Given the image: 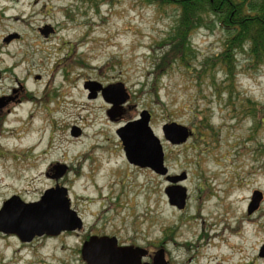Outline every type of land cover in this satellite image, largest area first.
<instances>
[{"label":"rangeland","instance_id":"374dc122","mask_svg":"<svg viewBox=\"0 0 264 264\" xmlns=\"http://www.w3.org/2000/svg\"><path fill=\"white\" fill-rule=\"evenodd\" d=\"M98 1L0 0V210L14 196L37 203L60 186L86 234L164 249L168 264H264V125L256 126L264 120V65L239 54L231 88L220 67L207 65L226 39L210 19L191 39L190 67L161 75L169 49L161 45L179 12L145 0ZM90 81L125 86L123 117L112 121L101 95L89 99ZM143 111L170 175H187L183 210L170 205L166 177L126 158L117 131ZM173 122L193 132L182 146L163 137ZM57 166L67 167L60 179ZM255 192L263 200L249 215ZM81 238L22 244L0 234V264H85Z\"/></svg>","mask_w":264,"mask_h":264},{"label":"water","instance_id":"95a60500","mask_svg":"<svg viewBox=\"0 0 264 264\" xmlns=\"http://www.w3.org/2000/svg\"><path fill=\"white\" fill-rule=\"evenodd\" d=\"M43 35L49 34L42 31ZM14 37H9V42ZM1 79V74H0ZM90 91L89 99H96L101 94L104 101L112 105L108 115L112 121H118L130 96L122 83L103 87L100 83L90 81L85 84ZM4 99H0V108ZM152 115L143 111L139 118L127 122L117 131L121 139L126 158L131 165L147 168L156 175L166 177L172 184L166 189L170 205L183 210L186 207L187 191L180 184L187 179L186 174L171 176L165 164V151L161 139L151 127ZM163 137L173 146L186 144L193 132L178 123H169L162 128ZM76 133L74 132V135ZM55 179L63 177L66 166L55 167ZM263 200L261 192H255L249 205L248 213H255ZM83 227V221L77 212L71 209L67 190L60 186L45 192L40 202L26 204L17 196L6 201L0 210V232L16 235L23 242H31L35 237L44 235L55 237L62 232H73ZM148 250L135 246H119L116 237L94 236L84 245L82 258L86 264H151L144 262ZM260 257L264 258V247ZM152 264H168L164 249L155 253Z\"/></svg>","mask_w":264,"mask_h":264},{"label":"trees","instance_id":"16d2710c","mask_svg":"<svg viewBox=\"0 0 264 264\" xmlns=\"http://www.w3.org/2000/svg\"><path fill=\"white\" fill-rule=\"evenodd\" d=\"M111 2V0H101ZM149 5L159 9L173 7L179 14L168 38L162 48L169 47L160 59L157 72L166 74L175 64L190 67L193 35L207 27L210 19L218 23L226 34L222 52L208 61L211 68L220 67L235 87L238 73V55L248 56L252 66L259 68L264 65V0H145ZM98 0H93L99 8ZM215 20V21H214ZM232 91H230V94ZM250 103V101H249ZM248 114L257 120V104L250 103ZM259 124V125H258ZM262 127L264 120L256 123ZM262 125V126H261ZM200 127H210L200 123Z\"/></svg>","mask_w":264,"mask_h":264},{"label":"flooded vegetation","instance_id":"af4514ba","mask_svg":"<svg viewBox=\"0 0 264 264\" xmlns=\"http://www.w3.org/2000/svg\"><path fill=\"white\" fill-rule=\"evenodd\" d=\"M124 111V109H123ZM122 117H123V114H122ZM137 168H140L138 166H135ZM141 169V168H140ZM0 234H2L3 236H15L22 244H30L36 240H42V239H51V238H58V237H61V236H67V237H82V242H81V249H79V252L81 254V257H82V250H83V247L85 245V243L91 238V237H94V236H98V235H95L93 231H90L88 234H86L85 230H84V223H83V227L79 230H76V231H73V232H62L60 235L58 236H55V237H51V236H47V235H44L42 237H35L33 241L31 242H23L21 241L16 235H10V234H6V233H3V232H0ZM99 237H102V236H99ZM110 237V236H109ZM112 237V236H111ZM119 241V240H118ZM119 246H136L135 244L133 243H130L128 242L126 245L125 244H120L119 243ZM148 252H149V255L147 256V258L144 259V262H147V263H153V259H154V256H155V251L151 250V249H148ZM83 259V258H82ZM86 264V263H85Z\"/></svg>","mask_w":264,"mask_h":264},{"label":"bare ground","instance_id":"6f19581e","mask_svg":"<svg viewBox=\"0 0 264 264\" xmlns=\"http://www.w3.org/2000/svg\"><path fill=\"white\" fill-rule=\"evenodd\" d=\"M27 102V101H26ZM28 102H30V100H28ZM12 135L14 136V137H16L18 134L17 133H12ZM35 193V192H34ZM51 241V240H50Z\"/></svg>","mask_w":264,"mask_h":264}]
</instances>
